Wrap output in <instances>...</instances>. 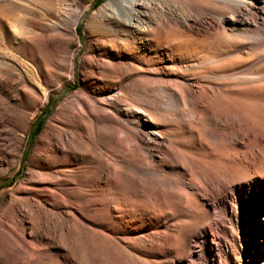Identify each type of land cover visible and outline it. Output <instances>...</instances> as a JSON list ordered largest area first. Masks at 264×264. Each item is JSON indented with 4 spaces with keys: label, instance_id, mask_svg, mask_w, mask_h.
Wrapping results in <instances>:
<instances>
[{
    "label": "rangeland",
    "instance_id": "rangeland-1",
    "mask_svg": "<svg viewBox=\"0 0 264 264\" xmlns=\"http://www.w3.org/2000/svg\"><path fill=\"white\" fill-rule=\"evenodd\" d=\"M94 2L0 0V264H264V0Z\"/></svg>",
    "mask_w": 264,
    "mask_h": 264
},
{
    "label": "trees",
    "instance_id": "trees-1",
    "mask_svg": "<svg viewBox=\"0 0 264 264\" xmlns=\"http://www.w3.org/2000/svg\"><path fill=\"white\" fill-rule=\"evenodd\" d=\"M102 2H103V0H95L93 6L98 7ZM55 103H56V100H54V98H52V95H49V100H48L47 104L44 106V108L42 109V111L40 112V114L37 116L36 120L33 123L31 135H30L31 141L41 132V130L45 124L46 119L48 118V116L52 112V108H53ZM7 186H10V184H8Z\"/></svg>",
    "mask_w": 264,
    "mask_h": 264
},
{
    "label": "bare ground",
    "instance_id": "bare-ground-1",
    "mask_svg": "<svg viewBox=\"0 0 264 264\" xmlns=\"http://www.w3.org/2000/svg\"><path fill=\"white\" fill-rule=\"evenodd\" d=\"M111 2H118L120 7L124 8L123 3L125 2V0H111Z\"/></svg>",
    "mask_w": 264,
    "mask_h": 264
}]
</instances>
